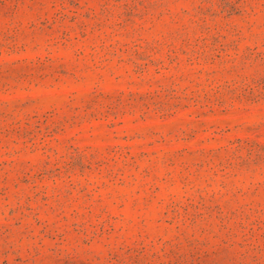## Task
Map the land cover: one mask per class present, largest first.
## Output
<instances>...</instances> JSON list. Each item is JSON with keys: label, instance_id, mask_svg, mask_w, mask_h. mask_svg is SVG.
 Returning a JSON list of instances; mask_svg holds the SVG:
<instances>
[{"label": "rangeland", "instance_id": "obj_1", "mask_svg": "<svg viewBox=\"0 0 264 264\" xmlns=\"http://www.w3.org/2000/svg\"><path fill=\"white\" fill-rule=\"evenodd\" d=\"M0 264H264V0H0Z\"/></svg>", "mask_w": 264, "mask_h": 264}]
</instances>
